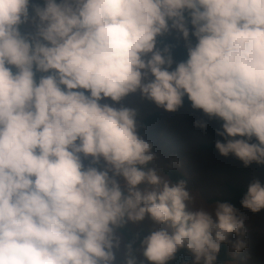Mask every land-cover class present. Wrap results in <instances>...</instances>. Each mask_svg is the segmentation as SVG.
Segmentation results:
<instances>
[{"label": "clouds", "instance_id": "9594fccd", "mask_svg": "<svg viewBox=\"0 0 264 264\" xmlns=\"http://www.w3.org/2000/svg\"><path fill=\"white\" fill-rule=\"evenodd\" d=\"M130 94L167 112L186 98L219 122L221 156L264 165V0H0V264H116L119 230L145 219L147 264H216L243 236L233 205L189 209L185 182L150 166ZM240 203L264 209V184Z\"/></svg>", "mask_w": 264, "mask_h": 264}, {"label": "rangeland", "instance_id": "374dc122", "mask_svg": "<svg viewBox=\"0 0 264 264\" xmlns=\"http://www.w3.org/2000/svg\"><path fill=\"white\" fill-rule=\"evenodd\" d=\"M162 37L174 39L183 45V41L174 33ZM120 104L137 110L138 134L152 144L151 150L155 155L150 166H154L168 181L170 180L163 173L164 168H175L184 175L186 190L194 197L188 205L189 209L199 207L201 204L212 206L218 203L219 201L214 199L227 196L228 185L245 187L253 180L264 178V165L253 162L245 167L231 154L225 157L218 152L199 147L202 143H215L221 140V137L216 135L220 126L200 110L185 107L175 112H167L156 107L151 101L141 99L138 94L128 95ZM154 111H161V117L140 132L142 120ZM196 121H205L206 127L203 129L196 127L194 125ZM235 209L237 215L243 218L244 234L241 237L230 234L228 241L222 243L226 245L231 256V260L225 264H264V209L256 213L242 206ZM126 227L137 231L150 229L152 224L145 219L138 225L128 224ZM119 235L121 245L116 252V264H123L124 237L120 232ZM237 239H242L246 244L239 252L232 247V242ZM136 257L138 262L143 261V264H147L143 260L139 245L136 248ZM184 264H193V258Z\"/></svg>", "mask_w": 264, "mask_h": 264}, {"label": "trees", "instance_id": "16d2710c", "mask_svg": "<svg viewBox=\"0 0 264 264\" xmlns=\"http://www.w3.org/2000/svg\"><path fill=\"white\" fill-rule=\"evenodd\" d=\"M158 41L160 47H163L164 45L171 46V53L175 61H180L185 58V49L180 42L168 37H159ZM185 107H191L190 102L187 101L186 98L182 106L179 107L178 109H182ZM161 115H162L161 111H154L148 114L140 124V128H139L140 132H142L146 127L158 121ZM213 120L220 126L217 120L215 119ZM214 145L215 143H202L200 144L199 147L203 150L217 152ZM163 173L173 183H176L179 180H184V175L175 168H164ZM259 181L262 184H264V178L260 179ZM247 186L239 187L234 185H228V195L223 198H216L214 199V201L227 202L233 205L234 208H239L241 207L240 201L247 190ZM119 232L124 237V245L130 242L132 243L133 254L136 256V248L139 245V240L142 239L143 236L148 234L149 229H139L137 231H132L125 226L123 229H120ZM124 255H125V248H124ZM192 258H193L192 255L186 249H180L177 251L174 258L168 261V264H184L190 261ZM229 260H231V256L228 253V249L225 244H221L220 251L217 254L216 264H225Z\"/></svg>", "mask_w": 264, "mask_h": 264}]
</instances>
